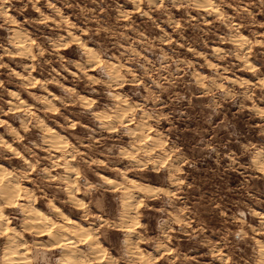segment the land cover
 Segmentation results:
<instances>
[{
	"label": "clouds",
	"instance_id": "1",
	"mask_svg": "<svg viewBox=\"0 0 264 264\" xmlns=\"http://www.w3.org/2000/svg\"><path fill=\"white\" fill-rule=\"evenodd\" d=\"M0 264H264V0H0Z\"/></svg>",
	"mask_w": 264,
	"mask_h": 264
}]
</instances>
